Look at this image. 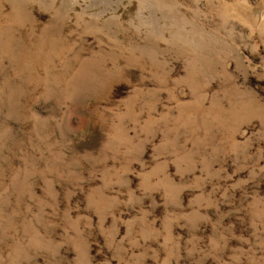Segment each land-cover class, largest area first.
I'll use <instances>...</instances> for the list:
<instances>
[{
    "label": "rangeland",
    "instance_id": "obj_1",
    "mask_svg": "<svg viewBox=\"0 0 264 264\" xmlns=\"http://www.w3.org/2000/svg\"><path fill=\"white\" fill-rule=\"evenodd\" d=\"M0 264H264V0H0Z\"/></svg>",
    "mask_w": 264,
    "mask_h": 264
}]
</instances>
